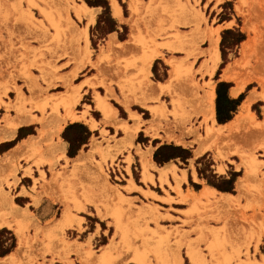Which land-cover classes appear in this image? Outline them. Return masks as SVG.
Wrapping results in <instances>:
<instances>
[{"label":"rangeland","instance_id":"obj_1","mask_svg":"<svg viewBox=\"0 0 264 264\" xmlns=\"http://www.w3.org/2000/svg\"><path fill=\"white\" fill-rule=\"evenodd\" d=\"M104 1L107 2L108 16L103 17L99 25L98 20L105 9L101 6L89 7L84 0H74L75 5H81L83 2L89 8L96 10L94 23L88 24L86 19L79 21L73 12L69 11L68 16L74 27H68L69 30L63 26V30H61L62 28L59 26H62L60 25L62 17L59 20V16H57L55 18L56 22L59 23L57 28L61 30L57 31V28L53 27L49 21L46 24V17L44 19V15L40 12V7L41 9L45 7V5L42 6L41 0H0V90L7 92L6 96H2L4 103L0 105V133L3 130L1 128H5L2 121L7 114L10 118H15L21 113L18 112L19 108H17L18 113H16V110L7 111L5 109L7 102L13 104L18 96L16 90L12 87L13 83L24 95L22 96L26 97L25 99L32 98L28 101L30 103L25 101L23 103L24 107L20 106V109L23 110L20 111H22V115L34 120L27 130L33 136H37L39 131L43 129V124L49 126L47 127L49 129L52 127L50 129L52 132L53 125L51 123L54 124L56 120L64 116L65 111L61 106L57 105V108L56 105L53 106L56 104L54 102H57L56 97L50 98L49 96L65 93L66 88L69 92L71 87L82 84L81 81L84 79H86L85 82L89 83V86H84L91 88L92 92L82 96L81 90V99L73 111L81 110L84 104L93 105L92 101H95L98 95L106 98L108 90L114 96L109 97L107 102L119 111L121 118L125 119L126 115L119 100L124 96L132 97L135 93H140V91H134L133 93V90L139 88L137 87L139 86V78L144 75L143 71L139 73L142 70L140 67L142 55H144L142 52L148 51L147 48L149 47H145L147 43L140 44L137 48L131 47L128 50H122L115 44L118 43L117 41L125 43L128 41L132 31L131 21L134 17L135 19L138 17L136 20H139V24L135 19L133 23L136 22V25L141 29L140 34L142 32L141 35H145L143 41L147 42L149 40L148 42H150L151 39V42L157 44V48L161 51V55L150 67L149 74L146 75V81L149 80L154 84L168 82L171 71L168 63L171 60L182 59H184V64L191 65V71L194 73V80L196 81V88L192 92L186 93V91L183 92L181 88L177 87L175 94H171V96L170 94H161L156 101L148 102L152 106L163 105L165 107L164 111H167L165 114L167 119L165 121V118H162V130H178L177 134L179 135L186 132L188 128H196L200 135H204L207 123L205 124L204 116L200 113L201 101L206 90L209 89V85L212 86L213 81L221 78L228 65L233 66L237 78L251 80L243 96L246 95L248 98L252 93L264 96V0H227L222 3H216L214 0H139L138 5L141 6L139 5L140 10L137 13L139 15L136 16L132 15L134 14L132 0ZM113 3L120 8V18L115 17L113 14ZM238 8H240L239 11ZM57 9L61 10L60 7ZM55 13L52 15H58V12ZM196 16H200L199 19L202 20L198 21ZM246 20L252 25L253 33L249 34L244 31ZM196 21L199 23L197 22V24ZM64 27L66 28L65 31L68 30L67 32H64ZM74 28L81 30L75 33V36L72 34L77 32ZM109 29L114 31L109 32ZM210 30H218L220 35L218 43L220 60L212 76L206 73L201 75L200 72L204 70L202 69L204 63L210 65L208 63V49L210 47L208 34ZM227 31H231L235 35H243L244 41L229 49L225 48L222 54L221 42L223 38L229 42L236 39L233 35H224ZM79 34L81 35L78 36ZM56 36L57 38H55ZM79 37L80 40L75 41ZM85 39L88 43L85 42ZM109 40L113 41L112 46L108 45ZM249 40H252L253 44L249 54L243 57L242 45ZM150 45H153V43H150ZM167 45L172 46L175 50L167 49ZM84 49H86L85 52ZM88 50L87 55L89 54V58L87 55H83ZM102 52L103 57H105L102 60L105 61L100 59ZM86 57L87 59H85ZM100 61L103 63H100ZM73 70H76V73ZM207 80L208 82H205ZM67 82H70L68 85L70 87L66 86ZM129 82L132 83L129 84L130 86L128 85ZM68 88L70 89L68 90ZM114 89L119 91L121 97L117 96ZM46 98L49 99L46 100ZM172 100L173 102L177 101L174 102L173 106ZM175 103L177 104L175 105ZM174 107H179L177 110H180V112L178 111L180 114L174 111ZM142 110V117L150 121L152 119L150 112L145 109ZM250 110L257 121L263 120L264 100H257ZM194 111L199 112V115L195 114ZM189 112L192 113L193 117L189 123L184 125L180 116H185ZM47 128L44 129L50 131ZM64 129L58 135V138L54 136L50 143L44 145V151L40 153L44 159L50 160L52 157L48 152L49 146L58 143V141L65 143L64 156L60 157L61 159L58 157V160L55 155L56 160L52 158V160H55L52 161L53 163L57 162L54 163V167L51 166V168L46 163L41 167L35 166L32 162L34 161L33 157L39 153L26 151V153L28 152L27 155L24 153L23 157L15 163L18 167L15 175L17 176L18 171H21L25 176L29 175L31 183L22 181L23 186L27 188V192L43 193L45 195L41 197L38 205L33 202V205L28 207L39 226V228H34L25 223L24 232L30 242L42 240L36 237H43L44 231L50 224L61 219L62 216L60 215H63L67 207L71 213V222H69L68 228H64L65 231L60 232V236H57L59 233L56 234L54 242L52 240L54 245L52 244L51 250L57 248L55 253L53 250V252L42 255V251L34 250V247H31V251L29 250L31 253L28 254L27 250L23 254L24 256L22 255V257L16 259L14 264H45L47 260H51L48 264H51V262H55L54 264H139L137 260L141 259L140 257H144L143 259L148 264H160L162 261H159L162 258L164 260L167 256L171 262L170 257L172 255L176 256L177 254L174 255L176 252L179 253L182 264H192L190 257H188V253L191 251L193 254L196 253L200 264H264V131L252 132L255 130L247 127L239 130L237 134L220 144L216 141L219 147L226 146V149L222 148L224 150L222 152L226 154L225 159L215 158L213 152H206L200 157L196 156L192 161V157L185 161L181 159L171 160L180 169H187L189 165L193 166L196 168L200 179L205 180L210 185L214 184L221 190L230 189L238 181L237 179L244 175V169L241 165L242 160L240 159L242 154L240 156L237 151H243L242 153L246 154L245 156L248 154L258 164L255 173L251 176L252 179L250 178L247 194L237 196L227 205V208L218 205L215 198L212 202L199 204L197 205L199 207L192 208L190 203H180V200L188 194L184 195L181 189V195L176 191L177 180H181L176 175V168H174L175 176L171 174L172 180H170V183L168 180L161 183L154 176L152 177L153 183L145 184L142 181L139 159V152L141 151L137 150L136 154L132 156V145L130 143L121 145L120 151L115 157L102 159L101 156L96 155L93 162L92 160L86 162H91L92 165L88 164L87 166L85 163V167L82 164L81 167L84 166V170H86L82 171L83 173L86 172L87 175L82 174L80 165L81 169L79 167L75 168L74 160L84 151L70 138L85 140L86 130L76 128L66 133ZM121 132L120 135L116 133L115 136L110 137L108 132L102 130V138L93 139V141L95 140L100 142L101 146L105 144L104 147H108V145L115 144L116 140L125 138L122 130ZM122 136L123 138H121ZM193 139L192 137L187 141L190 142ZM137 141L140 144H146L141 134H139ZM156 145L157 141L153 143V146ZM147 146L150 145L147 144ZM166 147H175L184 151L189 150L190 152H188L192 155V152L196 149V144L188 145L187 149L175 146L172 143ZM87 151L88 149L85 150V152ZM31 152L36 154L32 158L30 156L33 154L29 156ZM235 152L239 156L234 154ZM41 157L38 155L35 158L41 159ZM20 161H22L23 167L20 165ZM41 161L45 160L42 158ZM164 164L166 163L157 165L162 168ZM217 164H219L218 173L224 171V164L228 165L230 179H224L218 175L213 176L212 179V172L210 171L213 169L212 166ZM89 166L93 167L94 170L100 168L97 172L89 173V175L92 174L93 176L95 174L94 177L98 178L99 173L102 172L108 183L119 190L118 192L123 196L124 201L110 198L109 195L106 197L107 193L104 194L101 187L95 185L98 183L97 178L93 182L94 178L92 180V176H88L87 167L89 168ZM71 168L78 170L76 174L74 173L77 176H74L72 169L71 177L74 176L72 178H70L71 172H69ZM231 169L237 170L238 174H233ZM33 170L36 171L33 172ZM64 170H66V173ZM62 171H64V173H61L64 174L62 177L65 180L69 176L70 183H68V179L66 183L60 181L62 178H59L57 181L55 180V184L46 185L54 177L53 174H60ZM67 171L69 173L65 175ZM88 171L91 172V170ZM42 172L44 179L40 180V173ZM155 173L159 176L158 171L152 174ZM12 175L9 168H0V187L6 190L18 205L22 206L23 201L17 198L18 193L15 190L17 179L15 180V177L14 182ZM36 179L39 181H35ZM128 181H131L134 185L130 191L125 189V187H130ZM59 183L62 184L59 185ZM191 185L196 189L193 183ZM87 198L88 201H86ZM167 200L168 203H166ZM91 201L96 202V204L93 205V202L90 203ZM80 202L85 207L83 211L80 208ZM144 206H149L150 209L158 208L155 212L157 213L156 217L159 215V219L157 218V220L155 217L156 221H154V217L152 218L149 214L151 212H145L146 214L142 212ZM76 207L78 208L76 209ZM98 208L104 218H101L100 214L98 215V210L96 211ZM180 209L186 210L180 211ZM112 213L117 214L118 219L114 218ZM75 218H79L81 222ZM102 231H104V234ZM94 236L96 240L92 243ZM108 237L110 238L111 247L107 252L105 261H101L98 256L102 254L103 246L107 243ZM85 241V244H81L80 250L84 252L87 249L86 251L92 253L91 257H87L85 254L81 255L78 251L68 253L63 250L64 242L74 245ZM34 242L32 244H35ZM16 247L17 238L14 232L12 230L1 231L0 257L12 252ZM175 248L176 252L174 253L172 251ZM190 248L191 250H189ZM33 254H37V257ZM40 254L41 256H38ZM138 257L139 259H137ZM169 260L166 259V261Z\"/></svg>","mask_w":264,"mask_h":264},{"label":"bare ground","instance_id":"obj_2","mask_svg":"<svg viewBox=\"0 0 264 264\" xmlns=\"http://www.w3.org/2000/svg\"><path fill=\"white\" fill-rule=\"evenodd\" d=\"M41 1L43 3L42 6L45 5V7H47V8L43 7L41 9V7H40V12L44 15V19L46 17V22L49 21L51 23V25L53 27H55V28H57L59 26V23H57L56 22V19H55L57 16H59V20L62 17L61 20H60V25H62V26H59V27H61V28L63 26H65L67 28L68 27H70V28L71 27H74L72 20H70V18L68 16L69 11L70 12L72 11L73 14L75 15V17L79 21L82 20V19H86L87 22H88V24L94 23V20H95V11L96 10L89 8L83 2L81 3V5H75L74 4V0H41ZM138 1L139 0H137V1L136 0H132V7H134V8H132L133 9V12H134V14H132V15H135V16L136 15H139V14H137V13H139V10H140V7H139L140 4L138 5ZM209 1H212V0H209ZM214 1L216 3L217 2L218 3H222V2L227 1V0H214ZM59 7L61 8V10L60 9H57ZM53 9H54L55 12H56V9H57L58 15L56 14L57 12L56 13L54 12L56 14V16H53L54 15ZM239 10H240V8H238V11ZM0 13H1V10H0ZM113 14L116 17H118L120 15V8L115 3H113ZM52 17H54V19H52ZM199 17L200 16L197 17L198 18V21L199 20L201 21L202 19L201 18L199 19ZM137 18L138 17H136V19ZM62 19H63V22H62ZM134 19H135V17H134ZM134 19H133V21H131V23H132V26H131L132 27V31H131L130 37L128 39V43L126 45H120L119 48L122 49V50H127V49H129L131 47L132 48H137L138 45L140 46V44L141 45H144V44H147V43L148 44L145 45V47H148V46L149 47L147 48L148 51H146L145 53H144V51L142 52L144 54V55H142L143 57L141 56L142 57V61H141L142 64L140 63L141 64L140 67H141L142 70L141 71H139L140 69L138 70L139 73H142V71H143L144 75H142L139 78V82H138L139 83V86H137L139 88L136 87L138 90L136 88L135 89L137 91L136 90H133V93H134V91L135 92L140 91V93L139 92H138V94L135 93V95H134V97L132 99H129L128 97H125L124 100H123L124 101L123 103L125 104V106L128 107L131 103H138V104H141V105L145 106V101H147V100H149V101H154L155 100L156 101L157 98H158V96H160L161 94H164V95L165 94H170V96H171V94L172 95L175 94L176 93L175 90H176L177 87L181 88L183 92L186 91V93H189V92L194 91L195 88H196V81L194 80V73L191 71V65H189V64L186 65V64L183 63L184 59H182V60H171L168 63V65L171 68V71H170V78H169V80H168L167 83H165V84H161V83L154 84V83L149 82V80L146 81V75L149 74V69H150L152 63L161 55V51H160V49L157 48V44H155L154 42H151L152 41L151 39H150V42H148L149 40L147 42H144L143 41L144 40V37L143 36H145V35H141L142 32L140 34V30L141 29H140V27H138L136 25L139 20L137 21L135 19L137 23L136 22L133 23L134 22ZM194 21H195V19H194ZM198 21H196V23ZM61 22H62V24H61ZM46 24H48V22ZM244 25H245L244 31L248 32L249 34L250 33H253L252 32L253 31L252 25L249 23L248 20H246V22H245ZM65 27H64V32H67L68 30L65 31V29H66ZM75 27H77V26H75ZM70 28H68V29L70 30ZM54 30L56 31V29H54ZM61 30H63V28ZM61 30H58V28H57V31H61ZM74 30L77 31V32H73L72 31L73 33L72 32L71 33L74 34V36H75V33H78L79 30H77L76 28H74ZM81 34H82V32H81ZM81 34H79L78 36H80ZM208 35H209V39H210V47L208 49V56H209V60H208L209 62L208 63H210V65H207V63H204L205 65L202 68L204 70L203 71H200V72H201V75L204 74V73H206V74H209V75L212 76V74H213V72L215 70L216 64L220 60L219 50H218V42H219V36L220 35L218 33V30H210ZM141 36H142L143 39L141 38ZM55 38H57V36ZM82 38H83V36H82ZM77 40H80V37L79 38H76L75 41H77ZM85 42H87V39H85ZM150 43H153L154 46L153 45H150ZM252 44H253L252 43V40L251 41L249 40V41L245 42L242 45V56L243 57H245L246 55L249 54L250 48H251ZM150 46H152V47H150ZM141 47H143V46H141ZM166 47L169 50H172V51L175 50V49H173L172 46L167 45ZM85 50L86 49H84V52H85ZM84 52H82V53H84ZM87 52L89 53V50L86 51V54H83V55L86 56L87 55ZM82 58H84V57H82ZM88 58H89V56H88ZM102 58L105 59V57H103V55H102ZM102 58H100V59L102 60ZM85 59H87V57ZM102 61H105V60H102ZM96 63L99 64L98 62H96ZM100 63H103V62L100 61ZM97 67H101V66H97ZM75 69H77V68H75ZM98 69H100V68H98ZM73 71L75 72L76 70H73ZM137 74H138V72H137ZM230 74H231V72L228 69L225 72V77H230ZM137 79H136V82H137ZM67 81H69V80H67ZM133 81H135V80L133 79ZM245 81L246 80H243L242 82H245ZM247 81H251V80H247ZM64 83H66V82H64ZM67 83L68 84H66V86L67 87H70V86H68L70 82H67ZM13 84H12V87L16 90V92L18 93V96L15 99V101H14L13 104L7 102V107H5V109L7 111H9V110H16V113H18V112H21L22 113L23 110L20 109V106H23L24 107V104L23 103H25V101H27V102L30 101V99H32V98L30 97L29 100L25 99L26 97H23L24 95L21 94L20 90L17 89L16 85H13ZM129 84H132V83L129 82L128 85ZM133 84H135V83H133ZM135 85H137V84H135ZM69 89L70 88H68V90ZM79 90H80V86H78V87H71V89L69 90V92H67V88H66L65 93L63 92V93H60L58 95L55 94L56 96H52V95L49 96L50 98L51 97H54V98L56 97L57 102H54L56 104H54L52 101L49 100L50 102H52V104H54L53 106L56 105V108H57V105L58 106H61L63 108V110L65 111V116L63 118H60L61 119V122H58V123H55V124L51 123L53 125V131L52 132L50 130V129H52V127L49 129V128H47L49 126H46L45 124H43L41 122L43 124V129H41L39 131L38 135L35 136V137H31L28 140L24 141L20 146H18V148L14 152L8 154V156L6 158H4V160H1L0 159V166L3 163V161H6V159H8L9 161L10 160H13L15 154H18V156H16V157H18V158L21 157L22 158L23 155H24V153H26V151H28V152L29 151H32V152H35L37 154L39 153L38 155L40 157L42 156L41 159H36L38 157V155H36V154H34L32 152L29 154V156L31 154H33V155L30 156L31 158L34 155H36L35 156L36 158L33 157V159H34L35 162L32 161L33 164H35V166L40 167V166H43L46 163V165L49 164L50 167L51 166L54 167V165H55L54 163H57V162H54V163L52 162L55 159V157L57 156V160H58V157H59V159H61L60 157H63L64 156V147H65L64 144L62 142H59L58 141V143H53V144H51V146H49L50 149H48V152L51 155V157L54 158L53 160H52V158L51 159L49 158L50 160L44 159L43 155H41L40 153H43L42 152V151H44L43 150V146L44 145H47V143H50V141L52 140V138L54 136L58 138V135H59L60 131L63 128V124H65L67 120H76L77 119V117L74 114L73 109L76 106V104H78V102H79V100L81 98L80 91ZM110 90H111V88H110ZM177 90H179V89H177ZM6 94H7L6 91L5 92H2L0 90V105L2 103H4L2 101V96H4V95L6 96ZM32 95H33V93H32ZM107 95L108 96H106V98H104V97L103 98H100L99 96H97V102H98V107L101 108V110L105 114L107 120L110 122L111 121L110 119L112 117V114H113V111L114 110H113V107L111 105H109V103L107 102V100L113 94H112L111 91H108L107 90ZM175 97H177V96H175ZM47 99H49V98H46V100ZM260 99L261 100H264V96L263 95L256 94V93H252L248 97V99L245 101V103L243 104V106L241 107V111L238 114V116L235 118V120L231 124H229L228 126H226V127H221V128H217V129L215 128L214 129V127H209L207 125L204 135H200L199 132H198V130L196 128H194V129H189L188 128V130L185 133H181L180 135H174L173 133L170 134V133H167L166 132V136L165 137H161V139L162 140H165V141H173L177 145H183V146L196 144L197 145V154H202L205 151H208V152H213L215 154V156H216L215 158L225 159L226 158V154L223 153L224 150L222 148H225L226 149V146L223 144L224 146L223 147L220 146L221 147L220 148L218 146V144H220L221 142H224V141L228 140L231 136H234L235 134H237V132L239 130L244 129V128H247V127L250 128V129H252V130H255V131H252V132H256V131L263 132L264 131L263 130L264 129V117H263V120L257 121L256 118H255V116L253 114H251V110H250L251 109V105L254 102H256L257 100H260ZM51 100H53V99H51ZM173 100H174V98H173ZM173 100H172V106H173L174 102H177L178 101V103H180V101L178 99H177V101L175 100L174 102H173ZM28 103H30V102H28ZM44 104H46V103H44ZM176 104L177 103H175V105ZM33 105H32V107H33ZM162 106H152L151 105V106H148L147 107L150 110L151 117H152V119L148 122L149 123V127L147 129V132H151L152 133L151 135H153V136H158V129H161L160 125L162 123V120L165 118V121H166V119H167L166 118V115H165L167 113V111L165 112L164 111V108L165 107L164 106L162 107ZM201 106H202L203 112L206 110V112L204 113V122L206 124L208 122L207 119L209 120L211 118V114H212V106H213L212 105V97L211 96H205L203 98V100L201 101ZM17 108H19L18 109L19 110L18 112H17ZM51 108H53V107L51 106ZM177 109H179V107L178 108H175L174 111H177V114H178L180 112V110H177ZM20 110H22V111H20ZM43 111H44V109H43ZM194 113L197 114V115H199V112H195L194 111ZM20 114L19 115L17 114L18 116H16V118H13V117L10 118L8 114L7 115L5 114L6 116L4 115L5 118L3 119L2 122H4V124H5V129L7 130L8 135L7 136H5V135L0 136V142L2 140H4L6 137H9V136L11 137L12 134L15 132L16 128L18 126L22 125L23 122H25V120L22 119V117H23L22 114L21 115ZM56 115L59 116L58 114H56ZM180 117H182L181 118L182 124L186 125L187 123H189L191 121L193 115H192V113L189 112V113H186L185 116H182L181 115ZM134 118L137 119L138 121H140L137 116H134ZM139 123L136 122L135 126H133V127L123 126L122 129L125 132V138L124 139H121V140H116L114 145H110V146L108 145V147L102 148L100 146V144L93 143L92 146H91V148H90V150H89V152H87V153H81L74 160L75 165H74V163H73V165L75 166V168L76 167H79V165L81 167L82 164H84V166H85V163L86 162H89L91 160L93 162V159H94V157L96 155L101 156L102 159H107L109 157H115L117 155V153L120 151L121 145H125V144L129 143L132 140L133 136L135 135V133L139 129ZM42 124H41V126H42ZM51 124H50V126H52ZM44 125H45V127H44ZM44 128H47L50 131H47ZM1 129L4 130V128H1ZM189 137H193L194 138L193 141L187 142L186 140ZM216 141H218L219 143L216 144ZM222 150H223V152H222ZM242 152L240 150L237 151V153L240 156L242 154V156L240 157V159L242 160L241 165L244 168V177L242 179H240L239 182H238V190H239L240 194L246 193L248 191L247 189L249 188L248 186L250 185V183H249L250 182V178L255 173V171L257 169V166H258V164H257V162H256V160L254 158H252L251 156H248V154H247V156H248L247 157V156H245L246 154L244 155V153H242ZM27 153L25 155H27ZM237 153L235 152L234 154H237ZM54 155H55V157H54ZM140 156H141V166H142V178H143V181L147 183V181H152V175L149 173L150 169L151 168L152 169H156V167L154 165L150 164L149 154L147 152L146 153H141ZM42 158L45 161H41ZM26 160H27V158H26ZM86 164H87V166H88V164L92 165L91 162L90 163H86ZM73 165L71 164V166H73ZM84 166L81 167L82 169L79 167L81 169L82 174H86V172L83 173V171H86V170H84L86 166L85 167ZM95 167H98V166H95ZM73 168H71V170H69V172H71ZM79 168H77V169H79ZM170 168H172L171 164L165 166L162 170H160V181L161 182L163 181V178L165 177L166 173L168 171H170ZM92 169H93V167H91V166H89V168L87 167V172H88V176L89 177L92 176V174H90L91 175L90 176L89 173H92V172L95 173V172H97V170H100V168L97 169V170L96 169L95 170L93 169V171H92ZM88 170H91V172L88 171ZM64 171L66 173V170H64ZM64 171L60 172V174L59 173L56 174V175L53 174L54 177L52 176L53 178L51 177L52 179L50 178L51 180L49 181V184L47 183L46 185H50L51 186V185L55 184L54 182H56L59 178L60 179L62 178V180H60V181H64L66 183H67V179H68V183H70L71 182V179L70 178H72L74 176H77L75 174L77 173L76 171H78V170H74L73 169V174L75 173L74 176L72 175V177H71V174H72V172H71L70 173V178L68 176L67 179H65L66 181L64 180V177H62V176H64V174H61V173H64ZM69 172L67 171V174H65V175H68ZM40 174H41L40 180H43L44 179L43 172L40 173ZM94 176H95V174L92 176V180L94 178L93 182H95V179L97 178V177L95 178ZM98 176H99L97 178L98 183H97V180H96V183L97 184H95V185H99L98 187H101V190L104 192V194L107 193V196L106 197H108V195H109L110 198L112 197L114 199H117L118 201H120V200L121 201H124L123 196H121V194L118 192L119 190H117L114 186H112L110 183H108V181L106 179V176L102 172H100ZM65 178H66V176H65ZM36 181H39V180L37 179ZM66 183H63V184H66ZM130 183H132V182L130 181ZM61 184L62 183H59V185H61ZM125 189H126V191H130V188L129 187H125ZM44 194H46V193L44 192ZM40 196H43V193L42 194L35 193V196H33V199H34V203L35 204H38L39 199H40ZM85 196L87 197V195H85ZM83 198H85V197H83ZM88 198H90V197L88 196ZM88 198H87L86 201L89 200ZM213 198H214V194L213 193H211L209 191H204L203 193L200 194L199 198H197V199L194 200L195 201L194 206L196 207L199 204H206V203L212 202ZM11 199L12 198L9 196V194L8 193H5L3 191V189L0 187V211H4L5 212V214L3 215L4 216V219H6L8 217L9 218H12V220L22 219L23 223L29 224L30 226H32L34 228H39L38 223L34 219V217L31 214V212L27 208L26 209H20V208L15 207L13 205ZM229 199L234 200V198L233 199L232 198H229ZM84 201H85V199H84ZM92 202L93 201H91L90 203H92ZM216 203L218 205H221V203L218 202V200H217ZM92 204L94 205V204H96V202H93ZM95 207L97 208V205ZM147 207L149 208V206H144L145 209L143 208L142 212H144V213L145 212H148V213L151 212V213H149L150 216H152V218L154 217V219H155V217L157 216V213L156 212H157V209L158 208H155L154 207V208H151V209L149 208L147 210L146 209ZM197 207H199V206H197ZM200 207H202V206H200ZM77 208L78 207H76V209ZM80 208H82V211L84 210L83 208H85V207L82 206V203H81ZM97 210H98V214H100V216L103 217V214L101 213L100 209L98 208V209H96V211ZM155 210H156V212H155ZM149 214H147V215H149ZM184 214H186V212H184ZM60 216H62L61 219H58L55 223L50 224V226L44 231V233L42 232L43 233V237H41V236H37L36 237L37 239H39V238L42 239V240H39V241L35 240L36 242L33 241L36 245L35 244H32L33 242H30V240L28 239V237L25 235V232H24V229L25 228H24V226H21L20 225V226L15 227V232H16L17 237H18V247H17V249H16V251H15L14 254H12L11 256H9L8 258H6L4 260H1L0 261V264H14L15 261H16V259H18L19 256H22L23 254H25L27 250H28V254L31 253V252H29V250H30L31 247H34V250H37V251H40V252L42 251V255L43 254H46L48 252L50 253L51 251L53 252V250H54V253H55L56 252L55 249L57 250V248L51 250L52 244H53L52 243V240L54 242V239H55L54 237H56V234L59 233L57 236H60V234H61L60 232L65 231L64 228L65 227L68 228L69 227L68 224H69V222H71L70 221V219H71L70 218L71 217V213H70L68 207L65 208L63 215L61 214ZM117 216H118L117 214H115V213L113 214V217L116 218V219H118ZM158 217H159V215H158ZM158 217H156V219ZM75 219L78 220L79 218H75ZM156 219L154 221H156ZM79 221L81 222L80 219H79ZM4 224L7 225L8 227H12L11 222H8L7 219L0 222V226H2ZM117 227L120 229L119 225H117ZM64 243H65V246H67V247L65 248L63 246V249H67L68 250L67 251L68 253L69 252H75L76 249L79 247L77 244H74V249H75L74 250L69 243H66V242H64ZM32 245H34V246H32ZM58 249H60V248H58ZM189 250H191V248ZM107 252H108L107 249L102 252L101 257L104 260H105V255L107 254ZM172 252L175 253L176 252V248ZM172 252H171V254H172ZM188 254H189L188 257H190V261L192 262V264H200V261L198 259V256L196 255V253L193 254L192 251H191ZM36 255H34V256H36ZM174 255H176V256H173L172 255V257H170L171 260H172L171 262L169 260V257L166 255L168 258L166 257V258H164V260L165 261H166V259L169 260V261H166L167 264L168 263H170V264H182V262L180 260L181 258L179 257V253L176 252ZM38 256H41V254L38 255ZM140 258L141 259H139V257L137 258V259H139V260H137L139 262V264H148V263L145 262L146 260L143 259L144 257L143 258L140 257ZM162 259L159 262L162 261L161 262L162 264H166V262L164 260H162Z\"/></svg>","mask_w":264,"mask_h":264},{"label":"crops","instance_id":"obj_3","mask_svg":"<svg viewBox=\"0 0 264 264\" xmlns=\"http://www.w3.org/2000/svg\"><path fill=\"white\" fill-rule=\"evenodd\" d=\"M120 17H121V12H120V15L117 18H120ZM219 40H220V36H219ZM117 42L119 43V44L115 43L117 46L126 45L128 43V41H126V43L125 42H119V41H117ZM108 45L112 46L113 45V41L109 40ZM102 55H103V52L101 53L100 58H102ZM216 66H217V64H216ZM228 69L231 72L230 77H225V72ZM215 70H216V67H215ZM215 70H214L213 74L215 73ZM85 80L86 79L81 81L82 84L77 85V86H73V87L80 86V90H79L80 91V96H81V90H82V96H84L87 93H91L92 92V89L87 87V86H89V83L85 82ZM244 80H246V79H244ZM242 81H243V79L241 80V79L237 78V74L234 72L233 66L232 65H228V67L224 71L223 75H221V78H219L217 81H213L212 82V86L210 85L209 89L206 90L205 96H211L212 97V105H213L212 106L211 118L209 120L207 119V121H208L207 125L209 127H214V129L215 128L217 129V128H221V127H226L229 124H231L235 120V118L238 116V114L241 111V107L243 106L245 101L248 99L246 97V95L245 96H243V95L246 92L245 89H248L247 87H248L249 83L251 82V81H247V80L245 82H242ZM205 82H208V80L205 81ZM155 84H158V83H155ZM161 84H165V83H161ZM84 85H87V86H84ZM114 90H115V93L117 94V96L121 97L120 94H119V91L117 89H114ZM99 97L103 98L102 96H99ZM125 97H128L129 99H132L134 96H132V97L124 96V98ZM124 98H121L119 100V103L123 107L124 114L126 115L125 119L121 118L120 114H119V111L116 108H114L109 103V105H111L113 107V110H114L113 114H112V117L110 119L111 121L109 122L107 120L105 114L101 110V108L98 107L97 96H96V100L92 101L93 105L84 104V106H83V108L81 110H75L74 114L77 117V119L76 120H67L66 123L63 124L62 130L65 127L64 130L67 133V131L70 130L69 126H73V125L76 126L74 129H76V128L85 129L86 130L85 136L87 134L86 139L85 140H83V139L76 140L74 143H77L80 147H82L81 149L84 151L82 153H87V152H89V150H90V148H91L93 143L100 144V142H97L95 140L93 141V139H101L102 138V134H101L102 130H104L105 132H108L110 137H113V136L116 135V133H117V135H120L122 133L121 130L123 131V129H122L123 126L133 127V126H135L136 122L137 123L140 122L138 131L135 133V135L133 136L132 140L129 142L132 145L131 154H132V156H134L136 154L137 150L141 151V152H139L140 165H141V156H140V154L141 153H146V152L149 154L150 164H152V165H154L156 167V169H152L151 168L149 173L152 175V177L154 176L157 181H158V179L160 180V170H162L165 166L171 164L172 168H170V171H168L166 173L165 177L163 178V181L162 182L160 181L161 183L165 182L166 180H168L169 183H170V180H172L171 174H173V176H175L174 175L175 174L174 173V168H176V171H175L176 175H177L178 178L181 179L179 181L177 180L176 191L179 193V195H181L180 189H181V191H182V193L184 195L188 194V196H186V197H184V198H182L180 200V203H184V204L185 203H190V205L192 207H195L194 206V204H195L194 200L199 198L200 194L203 193L204 191H209V192L214 194V198L217 199L218 202L221 203V205H223L222 206L223 208H227V205L230 204L233 201V200H231L229 198L236 199L237 196L239 197V196H242V195L245 194V193L240 194V192L238 190V182H239L240 179H242L244 177V175H243V177L238 178L237 179L238 181L236 180L237 182H235L234 185H232V187L230 189L219 190L218 187H216L214 184L210 185L205 180L200 179V177L198 176V172H197L196 168H194L191 165H189L187 169H180L174 164V161H170V162L164 164V166L162 168H159V166L153 160V155H154L155 151L159 147H161V146H169L170 143H172L175 146H180V147H182L184 149H187L186 147L188 145H186V146L177 145L173 141L162 140L161 137H165L166 136V132L170 133V134L173 133L174 135H178L177 134L178 130L177 131H175V130L174 131H167V130L164 131V130H162V127H161L162 124L160 125L161 129H158V136L151 135L152 134L151 132H147V129L149 127V123H148L149 121L145 120L142 117V115H143L142 114V111H143L142 109H145V110L150 112V110L147 108L148 106H151L148 103L150 101L149 100L145 101V106L146 107L141 105V104H138V103H131L128 107H126L125 104L123 103L124 102L123 101ZM229 102L234 103L233 104L234 107H235L234 111H230L229 110V107H230V105L228 104ZM252 105H251V107H252ZM140 108H142V109H140ZM205 112H206V110L203 112L202 106H201L200 107V113L203 114V116H204ZM150 114H151V112H150ZM63 115L65 116V112H64ZM22 116H23L22 119L25 120V122H23L22 125H20V126H18L16 128L15 132L12 134L11 137L10 136L6 137L4 140H2L0 142V159L1 160H4V158H6L8 156V154L14 152L18 148V146H20L24 141L28 140L31 137H35V136L31 135L30 132L27 131L30 128L31 124H33L32 122L34 120L32 118L28 117V116H25V115H22ZM134 116H137L140 121L135 119ZM229 116H231V120L228 121V117ZM63 117H61V118H63ZM218 119L220 120L221 124L218 123ZM58 122H61L60 118L58 120H56L54 122V124L58 123ZM3 127H5V125ZM118 129H120V130H118ZM62 130L60 131V133L62 132ZM123 133L125 135L124 131H123ZM139 134H141L142 138L146 141V144L145 143H142V144L138 143L137 138L139 137ZM3 135H5V136L8 135V132H7V130L5 128L0 133V136H3ZM121 138H123V136ZM189 138H192V137H189ZM189 138H187V139H189ZM118 140H121V139H118ZM156 141H157V145L153 146V143H155ZM158 141H159V143H158ZM63 144L65 146V143H63ZM147 144H149L150 146H147ZM104 146H105V144H103L101 147L104 148ZM86 149H88L87 152H85ZM65 150H66V146L64 147V154H65ZM206 152L208 153V151H205L204 153H206ZM202 154H197V145H196V149L192 152V155L190 153V157H192L191 161L193 160V158H196V156L200 157V155H202ZM16 156H18V154H15L13 160L9 161L8 159H6V161H3V163L0 166V168H4V169L5 168H9L12 171L13 180H14L15 177H16L15 180L17 179L16 182L14 180L15 185H16V189L15 190L18 193L17 194V198L19 200L23 201V204H22V206L18 205L15 202V200L12 198V196L9 195L12 198L11 200H12L13 205L15 207H17V208H20V209H26L27 208L29 210L28 207L33 205V202H34L33 196H35V192L34 193L27 192V188L25 186H23V184H22V181H29L31 183V177L29 175L25 176V175H23V173L21 171H18L17 176L15 175L16 169L18 170V167H16L15 163L19 159ZM19 163L22 166V164H21L22 161H20ZM223 166H224V171L222 173H218V171H217V168L219 167V164H217L216 166H212L213 169H212V171H210V172H212V179L214 178L213 176H216V175H218L219 177H222L224 179H230L231 175L228 174V170H229L228 165L224 164ZM223 166L221 167L222 169H223ZM14 167H15V169H14ZM35 171L36 170H33V172H35ZM155 171H158L159 176H158L157 173L152 174ZM231 171H232L233 174H238L237 170H235V169H231ZM141 177H142V166H141ZM142 181H143V178H142ZM128 182H130V181H128ZM190 182L195 185L196 189H194L192 187ZM144 183L145 184L153 183V178H152V181H147V183L146 182H144ZM131 187H134L133 183H130V187L129 188L132 189ZM3 191L5 193H8L4 189H3ZM135 193H137V192L135 191ZM147 195H151V194H147ZM43 196H45V195H43ZM41 197L42 196H40V199H41ZM151 197H154V196L151 195ZM162 198H165V197H162ZM214 198H213V200H214ZM40 199H39V202H40ZM31 200H32V202H31ZM217 200H216V202H217ZM39 202H38V204H39ZM168 202L169 201H166V203H168ZM182 210L185 211L186 209H180V211H182ZM4 214H5L4 211H0V222L7 219L8 222H11L12 227H8L7 225L4 224V225L0 226V232L4 231V230H7V231L8 230H12L14 232L16 238H17V247H18V237H17V234L15 232V227L20 226V225L21 226H25V223H23L22 219L12 220V218H9V217L4 219V216H3ZM101 218H104V217H101ZM97 226H98V224H97ZM102 233L104 234V231H102ZM94 240H96L95 236L92 239V243H93ZM86 241L77 243V245L79 247L76 249V251L81 253V255L85 254L87 257H91L92 253L89 252V251H86L87 249H85L84 252H82V250H80L81 244H85ZM71 246L74 249V245H71ZM17 247H16V249H17ZM64 247L66 248L67 246H64ZM103 247H104V250H106V249L109 250L110 249L111 246H110V238L109 237L107 238V243ZM16 249H14L12 252L0 257V261L4 260V259L8 258L9 256H11L12 254H14ZM63 250L66 251V252L68 251L67 249H63ZM101 255L98 256V258L101 261H105L101 257ZM20 257H22V256H19L18 258H20ZM106 257H107V254L105 255V259H106ZM50 261L51 260H47L45 264H48ZM54 263L51 262V264H54Z\"/></svg>","mask_w":264,"mask_h":264},{"label":"trees","instance_id":"obj_4","mask_svg":"<svg viewBox=\"0 0 264 264\" xmlns=\"http://www.w3.org/2000/svg\"><path fill=\"white\" fill-rule=\"evenodd\" d=\"M86 2V4L89 7H99L101 6L102 8H104V12L102 14V16L99 18L98 20V25L100 23V20L103 17L108 16V6H107V2L104 0H84ZM114 30L109 29V32H113ZM224 35H233L236 37V39L233 42H229L226 41L225 38H223L222 42H221V50H222V54L225 48H231L232 46L238 45L239 43H241L242 41H244V36L241 34H236L232 33L231 31H227L224 33ZM240 100V99H239ZM230 105L229 110L230 111H234L235 107H234V103L229 102L228 103ZM231 120V116L228 117V121ZM218 123L221 124L220 120L218 119ZM76 126H70L69 129H74ZM86 133V132H85ZM87 137V134H86ZM71 140H73L74 142L76 140L70 138ZM171 151V152H169ZM168 152V153H167ZM190 157V153L188 151H184L181 150L179 148H175V147H160L155 153H154V157L153 160L154 162H156L157 164H163V163H167L171 160H175V159H181V160H187ZM219 190H221L220 188H218Z\"/></svg>","mask_w":264,"mask_h":264}]
</instances>
